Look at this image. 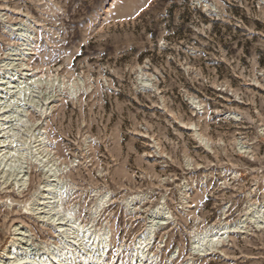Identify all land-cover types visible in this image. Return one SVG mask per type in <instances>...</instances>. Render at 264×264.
<instances>
[{"label": "rangeland", "instance_id": "obj_1", "mask_svg": "<svg viewBox=\"0 0 264 264\" xmlns=\"http://www.w3.org/2000/svg\"><path fill=\"white\" fill-rule=\"evenodd\" d=\"M0 76L27 156L0 165V264L18 227L61 245L28 212L41 156L108 234L75 264H264V0H0Z\"/></svg>", "mask_w": 264, "mask_h": 264}, {"label": "bare ground", "instance_id": "obj_2", "mask_svg": "<svg viewBox=\"0 0 264 264\" xmlns=\"http://www.w3.org/2000/svg\"><path fill=\"white\" fill-rule=\"evenodd\" d=\"M4 79L5 78L0 76V165L1 166L3 165V167L7 170L17 169L19 170L18 173H21V169H22L21 165L23 164H21L19 160L22 158V156L23 157L25 156L24 154L18 153L19 155H16L14 159L18 156H20L21 158L20 159L16 158L15 160H12L13 155H15L14 153L16 152L14 149L16 145H14V140H13L16 137L15 134L16 132L15 133L13 132L14 125L12 127L11 126L6 127L5 121H7L11 117L13 118V114L16 113V112L10 113L8 110L9 107H11L10 105L15 104L17 102L13 99L16 98V96L18 97L21 95L22 89L24 87L22 88V86H20L18 82L16 83L15 87H11V82H3L2 80ZM12 89H17L18 94L13 95L14 91H12ZM8 113L9 115H7ZM19 120L21 119L19 118ZM32 140L34 141L33 144L39 143L37 147H34L37 148L35 150V153H37L36 151H38V149L40 148L39 147L40 144L43 145L46 139L43 137V135L40 132L37 135H34L32 137ZM43 148L45 150V146ZM35 153H33V155ZM48 158L49 157L47 156H43V157L41 156L39 160H37L39 166H42V168L45 169L47 183H44L41 192L39 193V195L37 194L38 196L35 197L33 202V209H29L28 212L29 215L34 216L37 220H40L41 222L44 221L46 222L47 226L53 227L54 232L61 240V245L57 247L54 245L44 246L42 250L45 252L46 251L49 252V254L47 253L48 256H45L43 254L44 255L43 256L39 253L38 250H35L34 248L28 245L29 239H27V236H24L21 233L22 231V229H20L21 227H18L17 229L14 230L17 239L15 240V242H11L10 247H8V249L3 252V257L7 256V260L4 261L2 260L3 259L2 258L1 259L2 264H75V261L77 259L79 260V258L81 259L84 257V252H87V248H86L87 245L88 248L91 247L92 249L94 248V250L95 249L100 250L101 254H103L109 248V243L107 238L108 234L101 231L100 232L95 231L92 228L88 227L87 225H83L82 222L78 220V218H75L76 216L74 215V211L71 208L72 206L70 207V209L65 208L66 200L68 198L67 197L68 195H66L67 192L65 190L66 187L64 189L61 188L59 179H56L57 178L56 170L55 171L52 170V166H49L50 162H48L49 160ZM48 173L49 175H47ZM18 175L21 174H17V176ZM16 184L18 185L20 184L21 186H24L22 179L19 180L17 179ZM224 234L225 232L223 233L215 232L212 235V237L217 238L215 242H219L220 237ZM195 239L197 240V238ZM200 239H199L200 242H205L204 240L206 238L200 237ZM147 240L148 239L142 238L140 241L136 243L137 254L140 255L142 258L145 256L146 253L148 254ZM212 242L213 240L209 241V244H212ZM142 243L144 247H141ZM195 244L198 245L197 242ZM11 256L12 258H8ZM13 257L15 258L13 259ZM10 259L11 260L13 259L14 261H10ZM87 263L103 264V262L99 260L96 262H87Z\"/></svg>", "mask_w": 264, "mask_h": 264}]
</instances>
